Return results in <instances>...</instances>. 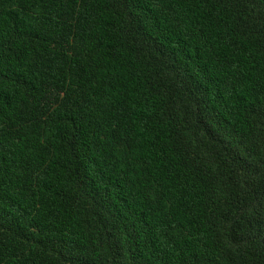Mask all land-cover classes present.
<instances>
[{"label": "trees", "instance_id": "obj_1", "mask_svg": "<svg viewBox=\"0 0 264 264\" xmlns=\"http://www.w3.org/2000/svg\"><path fill=\"white\" fill-rule=\"evenodd\" d=\"M0 264H264V0H0Z\"/></svg>", "mask_w": 264, "mask_h": 264}]
</instances>
